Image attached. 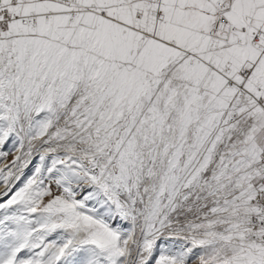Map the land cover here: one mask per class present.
I'll use <instances>...</instances> for the list:
<instances>
[{
    "label": "snow or ice",
    "instance_id": "obj_1",
    "mask_svg": "<svg viewBox=\"0 0 264 264\" xmlns=\"http://www.w3.org/2000/svg\"><path fill=\"white\" fill-rule=\"evenodd\" d=\"M0 264H264V0H0Z\"/></svg>",
    "mask_w": 264,
    "mask_h": 264
},
{
    "label": "rangeland",
    "instance_id": "obj_2",
    "mask_svg": "<svg viewBox=\"0 0 264 264\" xmlns=\"http://www.w3.org/2000/svg\"><path fill=\"white\" fill-rule=\"evenodd\" d=\"M9 160H11L12 159V157L11 156H9V158H8Z\"/></svg>",
    "mask_w": 264,
    "mask_h": 264
}]
</instances>
